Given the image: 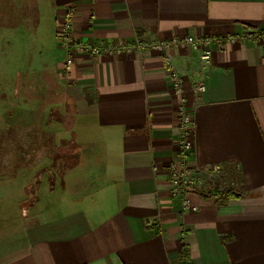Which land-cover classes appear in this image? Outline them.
<instances>
[{
    "label": "crops",
    "instance_id": "0c3cea01",
    "mask_svg": "<svg viewBox=\"0 0 264 264\" xmlns=\"http://www.w3.org/2000/svg\"><path fill=\"white\" fill-rule=\"evenodd\" d=\"M52 8L51 45L62 57L54 69L92 125L83 133L95 129L75 139L82 147L100 138L105 152L87 141L90 164L66 170L20 231L0 233V264H264V0H53ZM66 24L76 42L105 47L199 41L169 49L179 93L151 48L79 55L65 70ZM181 104L195 120L197 211L182 210L169 177V165L180 166ZM222 187L242 195L204 196Z\"/></svg>",
    "mask_w": 264,
    "mask_h": 264
},
{
    "label": "rangeland",
    "instance_id": "374dc122",
    "mask_svg": "<svg viewBox=\"0 0 264 264\" xmlns=\"http://www.w3.org/2000/svg\"><path fill=\"white\" fill-rule=\"evenodd\" d=\"M52 6L53 0H0V233L8 236L20 231L39 196L60 186L66 170L78 160L90 164L89 140L79 147L75 136L95 129L83 133L92 125L76 115L54 69L62 57L51 45ZM64 55L65 70L78 62L67 65ZM92 139L101 157L104 141Z\"/></svg>",
    "mask_w": 264,
    "mask_h": 264
},
{
    "label": "built area",
    "instance_id": "2783aa9c",
    "mask_svg": "<svg viewBox=\"0 0 264 264\" xmlns=\"http://www.w3.org/2000/svg\"><path fill=\"white\" fill-rule=\"evenodd\" d=\"M70 13V12H69ZM60 43L62 50L66 53L67 57L65 63L71 64L75 58L79 55L84 57H97L103 52L110 54H121L125 51L132 49L151 48L157 52L162 53L166 64L170 67L173 73V85L175 89L180 93L183 82L181 76L175 69L172 55L169 53V49L173 46L186 47L188 45H196L199 40L193 38H186L182 41L178 39H172L163 42H153L150 44L137 43L135 45H114L105 47L103 45L92 44L78 41L76 42L71 35L68 24L63 26L60 30ZM202 41V40H201ZM209 53H204L202 59H209ZM194 90L199 95L206 90L204 82L198 83ZM180 114V133L177 139V149L180 156V166L176 163L169 165V177L172 187V195L181 205L183 211H197L198 206L190 201L189 193L191 191H197L201 187L202 177L199 172L189 164L190 155L194 152V124L195 120L192 114L188 113L185 109V105L181 104L179 107ZM217 171V167L213 169Z\"/></svg>",
    "mask_w": 264,
    "mask_h": 264
},
{
    "label": "trees",
    "instance_id": "16d2710c",
    "mask_svg": "<svg viewBox=\"0 0 264 264\" xmlns=\"http://www.w3.org/2000/svg\"><path fill=\"white\" fill-rule=\"evenodd\" d=\"M242 193L238 190H235L234 188L231 187H222L217 190H212L209 191L207 195H204L205 197L213 196L217 197V201L220 203H226L228 200L234 197H240ZM231 237H222V241L226 242L230 239ZM183 256L185 258H188V255L183 253Z\"/></svg>",
    "mask_w": 264,
    "mask_h": 264
}]
</instances>
